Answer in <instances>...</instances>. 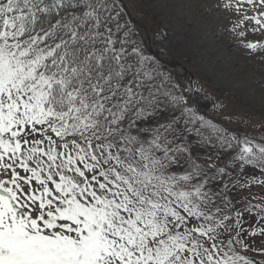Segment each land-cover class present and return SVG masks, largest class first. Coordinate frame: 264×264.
Returning <instances> with one entry per match:
<instances>
[{
  "label": "snow or ice",
  "instance_id": "snow-or-ice-1",
  "mask_svg": "<svg viewBox=\"0 0 264 264\" xmlns=\"http://www.w3.org/2000/svg\"><path fill=\"white\" fill-rule=\"evenodd\" d=\"M200 7L264 63V0ZM137 36L124 0H0V264H264V130Z\"/></svg>",
  "mask_w": 264,
  "mask_h": 264
},
{
  "label": "rangeland",
  "instance_id": "rangeland-1",
  "mask_svg": "<svg viewBox=\"0 0 264 264\" xmlns=\"http://www.w3.org/2000/svg\"><path fill=\"white\" fill-rule=\"evenodd\" d=\"M124 2L133 17L151 30L160 56L166 61L180 62L193 75L194 88L202 94L199 102L206 107L207 116L241 134H261L264 63L246 55L231 34H223L211 17L203 14L201 0H183V6L180 0ZM138 30L144 41L145 30ZM255 39L247 37L248 41ZM171 68L179 83L187 86L190 75L179 67ZM214 103L219 107H213Z\"/></svg>",
  "mask_w": 264,
  "mask_h": 264
},
{
  "label": "water",
  "instance_id": "water-1",
  "mask_svg": "<svg viewBox=\"0 0 264 264\" xmlns=\"http://www.w3.org/2000/svg\"><path fill=\"white\" fill-rule=\"evenodd\" d=\"M124 7H125V11L129 17V19L131 20V22L137 27V29H144L145 30V38H144V41H145V44L147 45L148 47V50L150 52L151 55H154L156 56L162 63L168 65V66H171L173 68L175 67H181L184 71L186 72H189L186 67H184L180 62H177V61H166L164 58H162L160 56V53L159 51L156 49V46L154 45V43L152 42V39H151V30L149 28H147L143 23L142 21L136 19L135 17H133V15L131 14L128 6L126 5V3L124 2ZM192 81V87L193 86V80H194V77L193 75L191 74V79Z\"/></svg>",
  "mask_w": 264,
  "mask_h": 264
},
{
  "label": "trees",
  "instance_id": "trees-1",
  "mask_svg": "<svg viewBox=\"0 0 264 264\" xmlns=\"http://www.w3.org/2000/svg\"><path fill=\"white\" fill-rule=\"evenodd\" d=\"M126 18L127 19H129V17H128V15H127V13H126ZM130 20V19H129ZM134 26V25H133ZM135 27V26H134ZM135 29L137 30V32H138V36H137V38L139 39V40H141L142 42H143V45L145 46V43H144V41H143V34L135 27ZM146 47V46H145ZM147 48V47H146ZM148 50V49H147ZM163 64V63H162ZM164 66H165V68L167 69V71L168 72H170L173 76H174V78L179 82V79H178V77H177V75H176V73H175V70H173L171 67H169V66H167V65H165V64H163ZM199 106H200V109H202V111L203 112H205L206 111V107H204L203 106V104H201L200 102H199ZM206 113V112H205Z\"/></svg>",
  "mask_w": 264,
  "mask_h": 264
}]
</instances>
